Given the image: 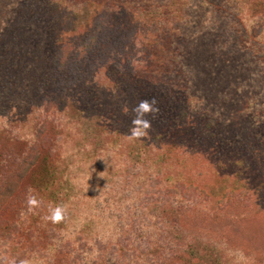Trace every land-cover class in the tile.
Listing matches in <instances>:
<instances>
[{
    "label": "rangeland",
    "instance_id": "374dc122",
    "mask_svg": "<svg viewBox=\"0 0 264 264\" xmlns=\"http://www.w3.org/2000/svg\"><path fill=\"white\" fill-rule=\"evenodd\" d=\"M12 2L18 0H0V151L13 149L0 164V240L13 238L0 264H27L46 250L44 222L72 242L79 238L74 245L82 248L83 264H133L127 258L140 246L162 259L164 245L173 242L201 251L203 264H264V185L254 196L240 189L246 180L264 184V67H254L248 81H233L227 52L217 55L227 43L222 38L186 63L181 44H171L188 32L178 20L183 0ZM227 12L215 11L205 23L209 29L195 24L190 35H220L222 27L231 32ZM250 28L257 35L259 24ZM90 42L92 56L84 55ZM80 67L96 71L97 81H79ZM153 98L156 110L145 114L150 127L131 137L132 108ZM236 137L243 147L230 144ZM155 168L158 187L146 181ZM173 172L202 186L206 196L189 197L187 210L171 209L157 224L140 210L152 208L153 191L170 183ZM29 196L38 201L31 210ZM56 206L62 219L53 223L45 217ZM21 216L33 227L21 225ZM149 222L156 235L145 238ZM235 250L245 260L227 257ZM91 253L104 257L93 261Z\"/></svg>",
    "mask_w": 264,
    "mask_h": 264
},
{
    "label": "trees",
    "instance_id": "16d2710c",
    "mask_svg": "<svg viewBox=\"0 0 264 264\" xmlns=\"http://www.w3.org/2000/svg\"><path fill=\"white\" fill-rule=\"evenodd\" d=\"M21 1L22 0H18V3L12 2L11 5L16 6L18 4H22L23 6H25L26 3H21ZM216 1L217 2L221 1L220 2L221 4H217L218 6H212L217 3ZM34 2L36 6L39 7V4H37L38 0H34ZM261 7H264V0H183V2L178 8L179 11L177 10L178 20L185 21V24H186L185 28L186 30H188V32L183 31L181 36L177 37V40L172 41L171 44L177 47L181 44L182 47L180 48V51H182V57L187 63V61L191 59V56L193 58L194 56L198 54L206 52L207 51L206 47H208L209 43H214L213 45L218 46L219 44H221L220 42L222 40L226 41L227 43L224 42L225 46L221 44L222 46L220 45L218 46L220 48L216 49L218 51L217 55L218 56L220 55L221 57L223 56L225 51L227 52L224 57L227 59L226 62L229 61L230 65H232L231 72H232L233 77H231V79H233V81L237 82L243 79L245 81H248V79L250 80L255 74L254 67H257V65H258V69L264 67V44L262 45L260 43L261 42L260 37L262 34H264V12L262 11ZM226 10L228 11L227 20L231 22L230 25L234 24V27H231L233 29H229L231 30V32L228 31L226 28L222 27V29L220 30V35L219 33L215 34L212 31H206V32L200 33L198 30H196L197 32L196 35L197 34L199 35H197L196 37H193L190 35L191 31H194L195 29H197V26L196 28L194 27L195 24L198 25L200 23L201 25L204 26V29H209L208 26H205V23L207 22L208 18L213 17L215 14V11L219 13V11L223 12ZM242 20H243V23H242ZM256 22L257 24H259V30L257 32V35L253 34V30L252 28H250V25L252 23L256 25ZM27 33H29L27 35H30L31 43H33L32 36L34 35L35 30L32 29L30 31H27ZM256 37H258L259 41L258 43L256 42L253 44L251 40H253V38H256ZM220 38H222V40ZM38 44L40 45L41 42H39ZM56 44L57 43L53 42V46H55ZM42 45H44V43H42ZM45 47L47 46L45 45ZM221 48L223 49L222 51H220ZM93 50H94V45L92 44V42H90L88 46L83 47L82 53L84 55L92 56L90 53L91 52L93 53ZM220 53H222V55ZM180 56L181 55H179L178 57ZM62 59L63 57L61 59H58L56 63L54 62L57 66L56 68L57 71L60 70L61 66L63 65ZM21 60H22L21 58H18L19 63H21ZM185 62H183V69L186 72H188L190 70L188 66L185 64ZM107 64L110 65L111 62ZM79 76L81 77L79 81H82L84 84L94 83L97 81L96 77H98L96 74V71L94 72L92 70H89L87 72L86 67H83V68L80 67ZM262 115H264L263 111H262ZM262 133H264V131ZM262 137H264V134L262 135ZM238 140L239 139L236 137L234 141L231 142L230 144H232L235 147L236 146L243 147V144L238 143ZM260 143H261V146H263L264 148V142L261 141ZM0 150H1V144H0ZM12 151L13 149H9V151L7 150L0 151V164H2V159L4 160V158L7 159V158L12 157V154H13ZM17 157L18 155H15V159H14L15 164H17V161H18ZM28 160L29 159L27 158L26 164H28L29 162ZM32 162H30L29 164H31ZM242 165L247 170H250L252 167L255 166V164H242ZM137 168L139 172L143 173L144 168L140 166H137ZM263 168H264V164H263ZM159 172L160 171L156 169V172H151L149 174V177L146 179V181L149 182L150 186L158 187L161 185L160 182L162 181L158 180ZM1 174H2V170L0 169V175ZM146 175H147V172H146ZM143 176H144L143 174L139 175V179H142ZM168 177H169L168 179H171L169 180L170 183L164 184L163 188H158L155 191H153L154 193L158 194V196L157 198L153 199V201L154 200L155 201L153 202L154 205L151 206L152 208H150L149 211H147L146 208H142L140 210L143 213L145 212L144 216H146L147 219H148V215L155 216L157 224H158V220L162 217V215H164L167 211L171 209L175 213L180 210L181 211L187 210L192 200L189 197L198 198V196H200L203 193H204V196H206V191L204 190V188H202V186H200L199 184L190 185V183L188 185L185 182L187 178L185 174L176 175L173 172L171 174L168 173ZM132 182L134 186L140 187L137 179H132ZM156 182H159V183H156ZM263 185L264 184H260V185L250 184V182L246 180V183L243 186H241L240 189H242L243 194L247 193L248 195L252 194L254 196V191L260 192L261 189H259V187ZM186 188H187V191L189 192H186L185 193L186 195H184L182 194L184 193L183 189H186ZM180 193L182 196L178 195ZM146 217L144 218V220H146ZM21 218H23L21 220V225L23 226L25 225L24 227L28 226L27 223L31 222L32 224L33 220H31L30 218H27V216L26 217L21 216ZM32 227H33V224H32ZM47 227L48 225L46 224V222H44V229L47 234V237L49 238L47 249L43 250L42 253L40 254L38 253V251H36L37 252L36 255H32L31 256L32 258L27 264H45V263L64 264L67 258H72L73 260H75L76 262L75 264H83V262L78 261L81 255H83V253L81 252L82 248L78 247L77 249L76 245H74V243H78V242L80 244L81 241L79 240V238L76 239V241L72 242L70 241L68 237L66 236L63 237L60 234V232L58 233L59 235H57L55 232L52 231L51 227L50 228H47ZM47 229L48 230L51 229L53 234L47 233ZM143 233L145 234V238L147 237L150 238V235H156V228L154 224L152 222H149L146 230H144ZM9 237L10 236H7L6 238L4 239L1 238L2 240H0V257L7 256L9 253V249L11 248V245H12L10 241H12L13 239ZM164 238H167V241L170 239L168 237H164ZM180 245L181 244H179V246L177 247V245H175L173 242V243L164 245V248H163L162 244H158V241H157L155 246H157L158 248H161V247L163 248L162 249V259H160L159 257L158 259L155 260L153 256L149 253L148 249H146L144 246L143 247L140 246L139 251L134 250L131 256L128 257L127 259L129 262H132L133 264H179V263H175V258H180L181 263L185 262V264H203L202 262L204 260V256L201 255L202 253L201 251L200 252L197 250L195 251L194 248L190 250L188 248L190 246L186 247L184 245H181V246ZM216 248H218L217 245H216ZM75 249L77 250V252L74 251ZM98 250L100 251V249ZM89 251H90V248H89ZM179 251H182L183 254L179 255L178 254ZM22 253H25V252L18 253L19 254L18 259L23 258L25 256ZM62 253H65V254L61 256ZM109 253L116 255L115 251H110ZM90 255L91 256L87 255V257H90V259H94L93 261H97V262L98 260L104 257L103 254L102 255L100 254L101 256L99 258L97 257L94 258L95 256L92 257L93 253H91ZM229 256L233 258L236 257L239 259L242 258L243 260H245V258L247 257L242 253L240 255L239 252L236 250L233 252H230L227 257L229 258ZM53 257H55L56 259H59V261L55 262V260H53ZM207 257H209V254L207 255ZM5 259L6 258H4L3 261ZM122 263L124 264V262Z\"/></svg>",
    "mask_w": 264,
    "mask_h": 264
},
{
    "label": "clouds",
    "instance_id": "9594fccd",
    "mask_svg": "<svg viewBox=\"0 0 264 264\" xmlns=\"http://www.w3.org/2000/svg\"><path fill=\"white\" fill-rule=\"evenodd\" d=\"M155 99L151 101L141 100L137 105L132 108V112L135 114L131 121V127L129 129V135L134 138L143 136L147 129L150 127V121L145 118V114L149 111H155ZM29 210L38 204V201L34 196H29L27 199ZM50 215L45 217L50 219L53 223L58 222L62 219L63 209L60 206L50 208Z\"/></svg>",
    "mask_w": 264,
    "mask_h": 264
}]
</instances>
